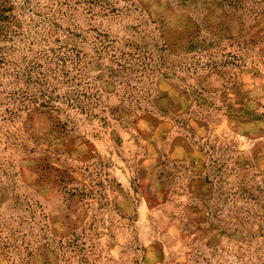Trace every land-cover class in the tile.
Instances as JSON below:
<instances>
[{
  "label": "rangeland",
  "instance_id": "rangeland-1",
  "mask_svg": "<svg viewBox=\"0 0 264 264\" xmlns=\"http://www.w3.org/2000/svg\"><path fill=\"white\" fill-rule=\"evenodd\" d=\"M0 264H264V0H0Z\"/></svg>",
  "mask_w": 264,
  "mask_h": 264
},
{
  "label": "trees",
  "instance_id": "trees-1",
  "mask_svg": "<svg viewBox=\"0 0 264 264\" xmlns=\"http://www.w3.org/2000/svg\"><path fill=\"white\" fill-rule=\"evenodd\" d=\"M89 1V4H91V0H88ZM68 4V3H67ZM65 2L62 4L63 6L65 5H67ZM89 10H90V8H89ZM49 23H51L50 21H49ZM62 48V47H61ZM64 50H65V47H64ZM66 51V50H65ZM64 54V53H63ZM65 55H64V59H65ZM54 58H56L58 61H62L61 60V57L60 56H58V55H55V57ZM44 105H46V104H42V105H40V107H44Z\"/></svg>",
  "mask_w": 264,
  "mask_h": 264
}]
</instances>
